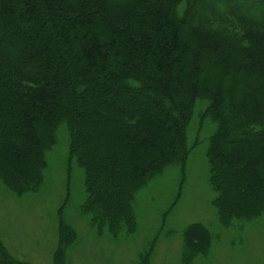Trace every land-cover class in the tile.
<instances>
[{"label": "trees", "instance_id": "obj_1", "mask_svg": "<svg viewBox=\"0 0 264 264\" xmlns=\"http://www.w3.org/2000/svg\"><path fill=\"white\" fill-rule=\"evenodd\" d=\"M254 9L264 12V0H0V185L16 198L38 193L64 128L61 207L73 198L76 168L79 216L95 236L126 240L138 228L140 191L169 167L179 170L181 187L197 145L188 147L186 132L199 105L198 133L205 121L214 125L205 158L219 227L258 220L264 19ZM59 219L53 264L76 239ZM216 237L188 225L180 264L208 258ZM7 262L14 264L0 241V263Z\"/></svg>", "mask_w": 264, "mask_h": 264}, {"label": "rangeland", "instance_id": "obj_2", "mask_svg": "<svg viewBox=\"0 0 264 264\" xmlns=\"http://www.w3.org/2000/svg\"><path fill=\"white\" fill-rule=\"evenodd\" d=\"M251 14L264 19V12L257 9ZM203 109L197 105L186 132L188 147L197 145L190 151L181 187L179 170L169 167L140 191L136 197V233L118 242L106 235L95 236L79 216L83 180L76 168L71 184L73 198L67 207H61L66 193L67 158V134L61 128L57 146L47 154L46 180L38 193L16 198L0 185V241L6 255L14 264H53L60 218L71 224L76 239L66 243V254L58 252L56 264H137L149 245L151 251L144 264H180L182 233L194 223L210 228L217 237L208 258L193 264H264V215L242 229L223 230L217 222L205 158L214 125L205 121L198 133V116ZM176 196L175 207L163 218Z\"/></svg>", "mask_w": 264, "mask_h": 264}]
</instances>
